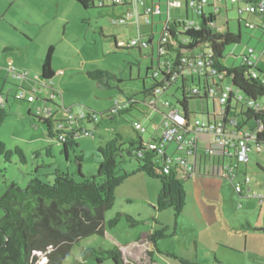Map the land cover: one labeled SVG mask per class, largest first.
Wrapping results in <instances>:
<instances>
[{
	"label": "rangeland",
	"instance_id": "rangeland-1",
	"mask_svg": "<svg viewBox=\"0 0 264 264\" xmlns=\"http://www.w3.org/2000/svg\"><path fill=\"white\" fill-rule=\"evenodd\" d=\"M11 2L14 4L8 9V3ZM15 2L17 1L0 0V15H4V11L5 15L3 17L7 22L8 20L13 22L14 17L18 18L22 15L39 16V14L42 15L41 12L46 16L43 25H39L36 33L33 28L37 26L30 25L32 28L29 30L34 32V34L32 31V33H29L31 39L19 38L16 33L15 36H11L8 31L4 33L8 37V42L18 47L17 50L19 51L15 52L17 56L19 52L21 53L18 56L21 59L20 62L30 67V69L27 67L17 68L16 71L27 72L30 77L37 76L36 81H31H35L32 85L35 86L37 92L34 95L36 96L35 101L32 103H27L25 100H16L15 96L20 92L19 88L32 91L25 86V84L28 85V82L25 81L24 85L21 86L19 84L20 80L13 77L11 73L6 78L3 76L0 79L5 82L3 92L8 91L7 100L3 104L7 115L0 125V141L10 150L17 146L20 147L26 158L25 164H21L15 155L12 156V163H6L0 159V197L11 183L23 188L27 181L35 176L45 180V182H52V172L55 169L75 174L76 166H78L75 161V155L77 154L82 156V161L79 164L81 174L85 176L96 174V166L100 161V157L96 152L98 142L111 138L115 132L122 136L123 141L128 138L136 139V132L133 131L130 125L132 121L140 122L145 127L146 131L138 135L146 142L151 137L156 139L161 135L160 122L166 115L170 116L171 112L163 108L160 102L161 100L169 101L171 104L176 102V98L180 96L178 89L181 83L179 79L161 93L159 102L156 103L153 110L142 105L140 112L129 111L115 118H106L104 112L116 103H124L129 97L148 102V97L144 95L142 90L144 87L149 88L153 84L151 73L157 66V41L163 21L167 17L164 0H161V15H155L152 19L153 44H148L146 48L140 46L139 49L136 46H128L127 43L131 40H148L151 27L144 20V17L127 18L124 24L116 25L109 22L111 16L115 15L114 8L110 6L106 9L97 7L85 9L75 0H27V7H25L24 5L18 6ZM184 3V0H181L180 6L170 7L167 10L168 17L179 18L183 21L186 19L187 21L198 20L197 13L190 9H187L186 17ZM236 5L229 0H222L216 4L217 9H219L215 21L216 26H222L226 23L233 34L238 35L239 31L238 42L227 44L222 54V62L231 66L240 65L242 62L241 55L248 49H252L257 55L259 53L264 54V32L258 28L263 24V21L258 16L249 13L238 14ZM208 9L209 7L203 10L205 16ZM119 10V8H115L116 13ZM4 19L1 18V26L8 24L5 23ZM135 20L139 21L140 30H137ZM159 20L162 21L159 22ZM244 22L253 24L254 28H248ZM113 38H115L117 48L128 49H115ZM50 45L54 48L52 52L54 72L60 69L62 74L54 75L51 79L52 87L48 83L39 87L36 83L41 85L45 81L40 78L41 61ZM203 49H205L204 46L197 48L198 51ZM260 57L259 65L264 68V64H262L264 63V55ZM96 68L113 73L115 79H110L108 84H99L96 80L90 79L86 72ZM4 74L2 72V75ZM200 84V87H203L202 82ZM192 85H197L196 80L191 82L188 79L185 88ZM221 86L222 88L230 86V79H223ZM53 91L57 93L56 96H52ZM42 100L49 102L47 107L53 113L52 120L69 121L70 128L80 129V133L75 138L77 145L74 150H67L66 157L61 152L62 145L60 143H49L46 136V127L33 118L48 117L47 113L37 112L36 110L37 107L43 106ZM242 102L254 110L256 105H264V97L257 98L256 101H247L242 95ZM204 103L203 100L194 98L189 100L187 108L190 111H195L197 118L205 119L206 116L202 114ZM67 108H70V114L72 115L70 120H67L69 116L65 110ZM91 111H94L97 115L94 121L78 119V116H84ZM56 129L55 123H53L52 130L56 131ZM84 130L91 132L92 136H84ZM196 140L198 152L208 147H212L217 152L220 149V146L213 141L209 134L200 133L196 136ZM48 146L51 147L49 152L45 149ZM175 152L176 145H169L166 153L173 156ZM186 158L188 162L193 160L192 155H187ZM249 159V162L244 164L226 157L225 163L235 168L234 181L242 182L244 176H247L250 178L249 188L253 186L252 190H256L253 191L254 193L263 194L264 155L252 153L249 155ZM120 161L119 172L125 171L130 175L116 188L115 200L112 207L105 212L104 222L121 213L133 216L135 219L140 220V223L130 227L124 216H121L113 229L105 228L106 233L104 235H91L73 244L62 264H111L109 259L97 263L91 255L82 258L81 253L83 249L91 247L95 250H112L114 246L118 245L125 247L121 250V247L118 246L120 252L123 251L121 254L126 262L139 264L138 259L140 256L138 255L141 250L139 241L142 240V237H145L157 220L163 226H167L166 237L156 241L159 248L172 252L174 248L183 247V239L188 235H185V232L190 233V230L184 228L182 231L179 228L181 231L178 232L176 238L171 235L175 230L176 222L181 225V219L184 218L188 209L187 206L193 202L192 191H194V187L191 181H185V175L180 172L177 173L178 179L183 180L187 201L180 215L175 217L171 209L160 212L154 207L160 188L159 180L148 178L143 172L131 173L138 164L133 158L126 156L125 153H122V160ZM257 164L261 168L257 167ZM191 180H194L196 186H199L202 179L191 176ZM225 182L231 186L230 181L226 180ZM142 196L146 199L149 198L151 201L144 203ZM3 213L4 211L0 208V217ZM155 226L153 231L162 229L158 223ZM197 229L198 227L195 228V232ZM137 239H139L137 243H132ZM35 255H38L40 264L46 262L43 254L35 253Z\"/></svg>",
	"mask_w": 264,
	"mask_h": 264
},
{
	"label": "trees",
	"instance_id": "trees-1",
	"mask_svg": "<svg viewBox=\"0 0 264 264\" xmlns=\"http://www.w3.org/2000/svg\"><path fill=\"white\" fill-rule=\"evenodd\" d=\"M75 1L85 9L94 7L106 9L109 6L112 8L115 6L124 7L132 2L138 4L135 0L123 1L122 4H116L111 0ZM184 6L185 10L189 9L185 4ZM210 6V4L207 5V7ZM218 12L219 9L215 12L210 10L207 11L206 16L203 12H197L198 20L195 21V26L187 25V19L186 22L179 18L167 19V43L159 45L157 42V48L163 46L166 52L164 54L157 52V66L151 73L153 84L149 88L144 87L142 92L148 97L149 102L154 97L156 89H163V92L168 86L175 83L172 77L178 73L183 57L200 53L204 49L198 51L197 48L201 46H204L205 49L210 48L213 52L211 59L214 67L223 74L224 78L230 79L228 103L225 104L226 115L235 117L239 127L255 131V140L264 143V109L252 110L249 107L243 109L242 105H246L244 102L240 108L230 107L237 95H243L247 101H256L257 98L264 97V68L259 65L261 57L254 66L256 72L254 78L250 74L251 67L247 66L244 61L238 66L225 65L222 62L224 47L229 43L238 42L239 31L238 35L233 34L226 23L222 26H216L215 21ZM153 15L156 14L150 15L147 22L150 27L153 25L151 20ZM251 15L258 16L264 24V17H261L260 14ZM120 17L121 15L116 16L115 14L110 19ZM141 17H144L143 13ZM125 20L115 24H124ZM258 28L264 32L261 26ZM151 33L153 34V31ZM113 41L115 49H128L117 48L115 38ZM148 44H153L152 39ZM136 47L139 49L140 46ZM51 49H47L40 67L41 77L48 81L54 75L50 63ZM262 55L264 54L262 53ZM154 73L155 75H153ZM86 75L99 84H108L110 79H115L113 73L98 68L88 70ZM186 82L180 79L181 86L178 89L180 96L176 98L174 104L162 100L160 104L163 106L162 102L167 103L163 107L168 111L172 108L179 109L181 115L188 122L196 117V112L187 108L189 100L197 97L189 96L186 93ZM197 99L204 100L200 97ZM148 102L129 97L124 103L113 105L104 114L106 113V118H115L129 111L140 112L142 105L150 109ZM67 113L70 114V110H67ZM6 115V109L0 104V125L4 122ZM52 115L53 113L48 117L33 118L46 127L49 143L62 145L61 152L66 157L68 149H75L77 145L75 138L80 133V129L70 128L67 121L52 120ZM96 117V113L91 111L84 116H79L78 119L94 121ZM133 122L130 123L131 127ZM53 123L57 128L56 131L52 130ZM132 129L136 132V139L128 138L123 141L122 136L115 132L111 138L98 142L96 152L100 161L96 166V174L94 175L85 176L81 174L79 164L82 161V156L77 154L75 161L78 166H76L75 174L55 169L52 172V182H45V180L35 176L27 181L23 188L13 183L7 186L0 197V208L4 211L0 217V264H38V255H35V252L43 254L46 259L44 264H62L73 244L91 235H103L105 228L113 229L121 216H124L130 227L138 225L140 220L121 213L104 222L105 212L112 207L115 200L116 188L130 175L125 171L119 172L118 167L121 163L120 160H122V153L133 158L138 164L131 173L143 172L148 178L159 180L160 188L154 205L155 209L160 212L171 209L175 217L180 215L185 202V191L183 180L177 177L176 166L167 161L166 152L165 154H157L156 150L149 149L147 142L138 135L139 132L133 127ZM90 135L92 136L91 132L88 133V136ZM154 140L153 137L150 138V141ZM49 148L51 147L45 148L47 152L50 151ZM14 155L18 157L21 164H25L26 158L20 147L17 146L10 150L0 141V159L6 163H12V156ZM166 166H169L168 172L164 173L163 168ZM189 177L185 174L184 178ZM166 229L167 227L163 226L162 229L148 234L146 236L147 241L156 248V241L166 237ZM89 255L93 256L97 263L109 259L111 264H132L123 259L118 246H114L112 250H95L92 247L83 249L81 257L85 258ZM165 255L176 257L170 253H165ZM176 259L183 264H197L188 259L177 257Z\"/></svg>",
	"mask_w": 264,
	"mask_h": 264
},
{
	"label": "built area",
	"instance_id": "built-area-1",
	"mask_svg": "<svg viewBox=\"0 0 264 264\" xmlns=\"http://www.w3.org/2000/svg\"><path fill=\"white\" fill-rule=\"evenodd\" d=\"M116 4H122L123 1L130 0H111ZM134 1V0H133ZM138 4L143 5L144 0H135ZM222 0H185V5L192 11L203 12L204 8L210 4L212 11H217L216 4ZM232 4H237L236 9L238 14L249 13V14H260L264 17V0H229ZM102 2V1H101ZM179 1L167 0L169 6H179ZM212 3V4H211ZM160 12L158 4H153L143 9V16L145 21H149V16L152 14H158ZM128 13L125 15L128 17ZM125 16L120 18L110 19L113 24L122 23ZM166 20L163 22L162 30L158 38V44L163 45L167 43L166 33ZM187 21V20H186ZM248 28H254V25L248 22H244ZM187 25L195 26V21H187ZM264 29V24L261 25ZM128 46H142L147 47L148 41L139 39L131 40L127 43ZM166 52L163 46L158 47V53L164 54ZM212 50L206 48L198 54L192 56H185L181 59L180 69L178 73L172 77L173 81L177 79H183L187 81L196 80V86H187L186 93L189 96H197V98H203L204 107L202 114L206 116L205 119L196 118L186 122L185 118L181 115L179 109L172 108L170 116H165L160 126L162 128L161 135L158 136L154 141H147V147L152 150H156L157 154H165L167 147L170 144L176 145V152L173 156H169L166 153L167 161L176 166L177 173H183L189 176H211L218 178H225L232 184V189L238 195L244 193H250L248 184L250 178L244 176L242 182L234 181L235 173L232 166L225 163V158L234 159L237 163L247 164L249 162V155L257 153L264 155V143L256 141L255 131H249L245 128H241L237 125V119L226 115L225 104L228 103L230 86H221V81L225 79L222 73H219L214 67L212 62ZM262 53L258 55L252 49H248L242 57L247 66L251 67L250 74L254 78L256 72L254 66ZM155 75V73L153 74ZM15 78H24V75L14 72ZM50 81L45 80L41 85H45ZM202 82L203 87H200ZM32 91H26L21 89L16 94V100H25L27 103L33 102L37 89L33 88ZM163 89H156L154 91V97H152L147 103L150 109H154L157 102H159V96ZM56 92L52 93V96H56ZM232 104L231 108H240L243 104L242 96L237 95ZM0 104L2 105V98L0 97ZM165 107L167 103L162 102ZM163 107V108H164ZM250 108L249 105H242V108ZM263 108L264 105H256L255 109ZM37 112H45L48 116L52 114L51 110L47 105L37 107ZM72 115L69 114L67 120L72 119ZM227 116V117H226ZM79 117V116H78ZM70 123L69 121H67ZM61 126V124H59ZM132 127L139 133L145 132V127L137 121L132 123ZM260 126L258 127V129ZM257 129V128H256ZM88 131L85 130L83 135L88 136ZM200 133L211 135L214 142H216L220 149L217 151L213 150L212 147L202 149L198 152L196 136ZM179 153V154H178ZM192 155L193 160L187 161L186 156ZM169 166L163 168V172H168ZM251 196L258 199L260 202L264 199V193H250Z\"/></svg>",
	"mask_w": 264,
	"mask_h": 264
},
{
	"label": "crops",
	"instance_id": "crops-1",
	"mask_svg": "<svg viewBox=\"0 0 264 264\" xmlns=\"http://www.w3.org/2000/svg\"><path fill=\"white\" fill-rule=\"evenodd\" d=\"M16 1L17 2L15 3L18 6L24 5L25 7H27V0ZM175 1H179L181 3V0ZM164 2V4L166 5L167 13L166 19H170L171 17H168L167 10L170 7L175 6H169L168 4H166L167 0H164ZM161 3V0H144L143 5L134 4L132 2L128 6L124 7L115 6L113 12L114 14H116V16H125L128 13V17L125 16L126 19L136 18V16L138 18H141L143 6L147 7L153 4H158L160 13L156 15H161ZM13 4L14 3L12 2L8 3V9ZM115 8H119V12L116 13ZM205 9L206 8H204V10ZM210 10H212L211 7H209L207 11ZM24 11L27 12L26 10ZM186 11L187 10H185V15L187 17ZM3 13L5 15L4 11ZM41 14L42 15L39 14V16L32 15V17H30V15H22L18 16V18L14 17L13 22L12 20H8L7 22L3 17L4 15H0V23L2 22L1 18L5 20V23H8L5 26L0 25V79L3 76L4 78H6L9 73H11L13 77H15L14 72L20 73L24 75V78H16L20 80L19 84L23 86L24 82L26 81L28 82L29 86L26 84L25 86L30 89L35 88L32 83L36 81L35 79L37 78V76L30 77L28 76L27 72L16 71L17 68L22 69L26 68L27 66L26 64L21 63V59L18 58L21 53L19 52L18 56L16 54V52L19 51L17 50L18 47H16V45L12 43H9L8 37H6L7 35L4 33L5 31H8L9 33H11V36H15L16 33L19 35V38L22 37L25 40L31 39V34L29 33L32 30L29 29L32 28V26L30 25L33 24V27L35 25L37 26L33 28L34 32L36 33V31L39 29V25H43L46 16V14L42 12ZM154 16L155 15H153L152 19H154ZM135 21L137 30H140L139 21ZM161 21L162 20H159V22ZM132 23H134V21H132ZM151 28L153 29V25ZM8 32L7 34H9ZM153 35L154 34L152 33L149 35L148 42L150 41V39H152ZM48 48H52L50 53V63L51 68L54 71V61L52 58V52L54 48L51 45ZM46 52L47 49L43 55L41 65L43 63ZM27 68L30 69V67ZM2 72H4L5 74L2 75ZM55 74H62V70L59 69L55 71L54 75ZM40 78H42L41 74ZM32 80L35 81L31 82ZM42 80L44 79L42 78ZM4 83V80H0V97L2 98V105L8 97V91H6L5 93L3 92ZM36 84L39 87L42 86L38 83ZM48 84L50 85V87L53 86V84H51V80ZM19 89L21 90L22 88ZM2 92L4 93V95ZM42 102L43 106L49 104L47 100H42ZM62 106L64 107L63 104ZM65 110H70V108H67ZM28 111H30V109H28ZM257 167L261 168L259 164H257ZM195 177L202 179L201 182H199V186H196L195 181L191 180V176L185 179V181H191V183L193 184V202L191 203V205L187 206L188 209L185 212L186 217L184 215V218L181 219L182 226L176 222L175 230L173 232V235H171L176 238L178 232L181 230L183 231L184 228L190 230V233L187 231L185 232V235H188L183 239V247L179 249L174 248V251L169 252L167 249H160L157 245V242L155 248L149 241H147L146 236L153 232L157 223L161 227H163L162 223L157 220L155 221V227L152 226L151 229L145 235V237H142V240L139 241V243L141 244L139 246L141 250L138 255L140 256V258L138 259V263L183 264L178 259H176L177 257L181 259L191 260L192 262L197 264H264V199L260 202L258 199L250 195L251 192L254 193L253 191H256L252 190L253 186L249 188L250 193H244L243 191L242 194L238 195L232 189V184L230 186L225 182L227 180L225 178L211 177L205 175H199ZM115 191H117V189ZM141 198H143L144 203L151 201L149 200V198L146 199V197L144 196H142ZM186 201L187 200L185 191V202L183 208L185 207ZM236 204L238 207L236 206ZM196 227H198V229L195 232ZM179 228H181V230H179ZM105 233L106 231L103 233V235ZM138 240L139 239L132 243H137ZM118 246L121 247L120 245ZM124 248L125 247H121V250H123ZM165 253L173 254L176 257L174 258L171 256H167L165 255Z\"/></svg>",
	"mask_w": 264,
	"mask_h": 264
},
{
	"label": "clouds",
	"instance_id": "clouds-1",
	"mask_svg": "<svg viewBox=\"0 0 264 264\" xmlns=\"http://www.w3.org/2000/svg\"><path fill=\"white\" fill-rule=\"evenodd\" d=\"M35 253H36V252H35ZM36 254H37V253H36ZM40 254H41V253H40ZM37 263L40 264V261L37 260ZM41 264H43V263H41Z\"/></svg>",
	"mask_w": 264,
	"mask_h": 264
}]
</instances>
